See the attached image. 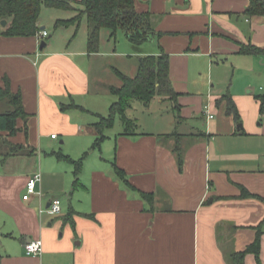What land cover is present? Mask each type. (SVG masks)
Returning <instances> with one entry per match:
<instances>
[{"label":"crops","instance_id":"obj_1","mask_svg":"<svg viewBox=\"0 0 264 264\" xmlns=\"http://www.w3.org/2000/svg\"><path fill=\"white\" fill-rule=\"evenodd\" d=\"M135 2L139 12L153 14L162 35L134 47L132 70L140 57L166 53L179 96L156 98L146 107L153 119L139 121L137 135L113 127L96 149L93 125L116 101L105 100L112 85L102 74L118 69L108 57L126 53H89L87 21L82 36L81 27L59 28L70 31L60 47L46 42L41 49L45 39L37 36L0 35V85L9 78L28 115L18 120L15 136L0 132L25 147L5 161L0 153V264H264V53H240L243 45L264 50V16H248V0ZM54 10V28L76 15ZM8 23H0V32ZM47 24L40 18L41 31L48 32ZM225 95L236 104V122L216 115ZM72 103L83 109H64ZM55 152L76 160L89 153L77 186L75 168ZM16 164L27 173L9 175ZM115 165L135 189L155 194L153 204L122 183ZM38 170L41 195L24 200ZM60 196V214L41 213ZM258 237L259 255L235 258ZM36 240L43 252L28 256L25 245Z\"/></svg>","mask_w":264,"mask_h":264},{"label":"trees","instance_id":"obj_2","mask_svg":"<svg viewBox=\"0 0 264 264\" xmlns=\"http://www.w3.org/2000/svg\"><path fill=\"white\" fill-rule=\"evenodd\" d=\"M248 2L246 10L248 16H264V0H248ZM44 9L76 12V15L70 19L57 20L56 29L76 27L78 31L83 21H87V49L89 53L99 52L101 31L104 29L111 31V39H116L117 32L121 29L126 37L136 44L145 43L154 36L162 35L161 33L157 34L154 30L153 14L139 12L135 0H0V23L2 20L9 22L5 31L0 32V35L10 38L37 36L41 31L39 21ZM240 53L262 55L264 50L253 45H243ZM114 72L121 80L122 85L110 87V92L116 97V101L111 105L109 115L107 117L99 115V120L93 125L97 132V139L92 149L99 148L102 142L108 138L106 131L114 127L118 117L124 125L123 135H137L138 124L128 115V111L135 101L148 107L158 97L176 101L179 96L171 78L170 58L164 52L160 55L150 54L140 57L135 77H130L118 69H114ZM3 81L4 85H0V105L4 109L0 111V132H7L8 136H15L20 130L18 120H25L28 115L24 110L21 93H14L11 90L8 77H3ZM259 99L261 101L260 112L264 113V97H259ZM222 100L227 101L228 111L240 119L232 96L225 95ZM66 108L83 109L75 103L64 106V109ZM24 148L22 145L9 143L7 138L0 133V153L5 157L3 161L13 155H22ZM5 149L8 152H4ZM88 154L87 152L83 158L76 160L63 153H54L58 160L65 161L75 168L76 186L80 183L79 176ZM178 160L182 165L183 156L179 151ZM114 170L125 186L137 191L143 200L153 204L154 193L135 189L128 181L124 170L117 165L114 166ZM243 191L244 195L248 194L244 189ZM259 248L260 237L245 252L237 254L235 258L240 257L243 260L248 252H255L259 255Z\"/></svg>","mask_w":264,"mask_h":264},{"label":"rangeland","instance_id":"obj_3","mask_svg":"<svg viewBox=\"0 0 264 264\" xmlns=\"http://www.w3.org/2000/svg\"><path fill=\"white\" fill-rule=\"evenodd\" d=\"M55 12H59L56 11L54 9H46V11H44L41 19H44L47 23L49 22V24H47V30L48 32H50V35L53 36V39L49 38L50 35H48V37L45 39L46 42H53L55 44H58L57 46L60 47L65 43V40L67 39L68 35L70 34V31L66 30V29H58L55 30L54 26L51 24V19L54 17L53 14H55ZM63 14V13H60ZM67 15V13H66ZM54 19V18H53ZM85 24V20L83 21L82 25ZM82 28V27H81ZM80 28V29H81ZM86 25L82 28V30L80 31L79 35L82 36V32H86ZM111 35V31L108 29H104L101 31V37H100V50L104 51V50H109L110 48L112 49H116L117 52L119 53H126L124 55H119L118 57H108L107 59H109V65L113 66V67H118V69H120L124 74L130 76V77H135L137 74V71H133V66L137 64V59L138 57L136 56V49H134L135 46H139L140 44H136L133 43L132 41H130L123 30H118L117 35H116V39H111L110 38ZM79 36V39L81 38ZM83 38H86V34L84 35L83 33ZM69 41V39H68ZM67 41V42H68ZM85 40L83 39V42ZM143 44V43H142ZM103 46V48H102ZM141 46V45H140ZM144 46H150L149 43L145 44ZM145 48V47H144ZM104 80H106L110 85L112 86H116V87H120L122 85L121 80L119 79V77L117 75H115V73L107 71L105 73L102 74ZM233 76V74H232ZM105 100H108V98H111L113 100V102L116 100V97L111 95V94H107ZM102 97V98H105ZM221 103L225 102V106H220V104H218V106L216 107V115H218L220 118H222L223 116L227 117V118H231V120H234L235 122L238 121L235 114L228 111L227 109V102L225 100L220 101ZM100 101H98V105H100ZM99 107V106H98ZM111 107V106H110ZM110 107L107 108V110H103L106 111V114H104L103 116L107 117L109 115L110 112ZM225 108V110H224ZM147 108L145 107L144 104H142L139 101H135L132 104V108L128 111V115L130 118H132L133 120H136L137 124H138V130L140 131L141 128H139V123L140 122H145L147 119H153V117H149L150 115H148V112H146ZM218 112V113H217ZM225 114V115H224ZM224 117V118H225ZM200 118V122L203 121V119ZM140 121V122H139ZM233 121V122H234ZM242 124V121H240L238 123V125ZM239 127V126H238ZM119 129L124 130V126L121 122V119L118 117L115 121V125H114V131H119ZM58 144V149L64 147L63 144L60 145V140H58L57 142H55ZM6 150V149H5ZM4 150V151H5ZM20 162V161H17ZM27 173V167L23 164H16L14 172H10L9 175H11L12 173H14L15 176H22L24 175V173ZM39 172V170L37 171ZM60 201L64 200L63 196H60ZM1 240H0V253L3 254V247L1 245Z\"/></svg>","mask_w":264,"mask_h":264},{"label":"built area","instance_id":"obj_4","mask_svg":"<svg viewBox=\"0 0 264 264\" xmlns=\"http://www.w3.org/2000/svg\"><path fill=\"white\" fill-rule=\"evenodd\" d=\"M48 32L46 30L40 31L37 34V37L39 40L41 39H46L48 37ZM206 110L204 113L207 115L208 119H212L213 115L210 112V108H205ZM53 139L57 138L56 134H53L51 136ZM42 181V174L40 172L35 173L27 182L26 188H25V194L23 196L24 200H30L34 195H41V193L38 191V185ZM49 212L54 215H58L62 211L61 207V201L59 199H55L50 207L48 209L41 210V213L43 212ZM43 241L42 240H36V241H31L25 245V250L26 254L28 256H39L43 252Z\"/></svg>","mask_w":264,"mask_h":264},{"label":"water","instance_id":"obj_5","mask_svg":"<svg viewBox=\"0 0 264 264\" xmlns=\"http://www.w3.org/2000/svg\"><path fill=\"white\" fill-rule=\"evenodd\" d=\"M1 24H2L3 26H6L7 21H6V20H2ZM42 29H45V28L42 27ZM45 46H46V41L42 42V44H41V49H43ZM0 235H1V233H0Z\"/></svg>","mask_w":264,"mask_h":264}]
</instances>
